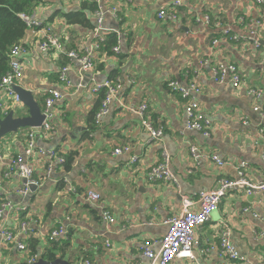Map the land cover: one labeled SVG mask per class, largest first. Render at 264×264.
I'll use <instances>...</instances> for the list:
<instances>
[{
	"label": "crops",
	"instance_id": "crops-1",
	"mask_svg": "<svg viewBox=\"0 0 264 264\" xmlns=\"http://www.w3.org/2000/svg\"><path fill=\"white\" fill-rule=\"evenodd\" d=\"M173 1L100 0L96 4L94 0H44L35 9L32 16L41 26L34 33L27 28L22 39L28 52L17 85L31 91L41 111L48 91H57L61 100L52 109L54 132L45 137L41 131L35 137L36 147L27 161L39 185L25 197L19 194L25 181L3 174L14 157L23 155L29 129L0 140V203L9 202L13 207L0 219L1 264H28L33 256H37L36 263L40 257L50 260L40 256L44 250L54 251V259L61 258L65 264L85 260L91 264H151L142 257L143 243L162 238L165 220L182 212L184 197L194 202L192 211H197V194L216 189L222 179L241 178L253 186L264 182V119L253 111L254 106L264 109V3L180 0L175 19L159 18L158 12ZM98 8L105 12L100 35L105 39L115 35L119 54L95 52L93 73L80 71L79 64L70 62L64 53L38 51L47 33L59 36L65 51L91 47ZM72 13H83L92 28L67 24L65 17ZM205 18L209 19L206 24ZM220 63L237 66L242 76L238 88L212 80V68ZM66 64L70 87L58 81ZM115 75L121 76L123 86L107 115L98 125L91 123V114L100 102L99 94H91L89 88ZM128 79L131 83L127 84ZM169 81L183 87L196 82L199 93L194 98L211 120L210 136L186 129L184 102L166 88ZM250 90L259 96L251 95ZM140 104L148 106L153 125L163 128L160 140L151 141L141 126L133 111ZM12 107L11 111L27 113L22 103ZM190 146L199 158L191 157ZM122 147H129V152L114 154ZM39 150L75 156L68 170L54 161L55 168L47 178L45 168L50 161ZM163 152L169 156L176 184L146 179L147 170L162 160ZM203 155H216L225 164L220 168ZM132 156L138 161L131 166ZM246 188L226 194L210 221L196 230L200 245L193 249L194 259H176L172 264H221L220 222L231 229L232 243L241 256L252 264H264V189L248 195ZM88 191L100 195L98 204L85 202ZM102 210L110 213L114 223L103 222ZM25 220L30 222L26 235L18 231ZM59 226L67 235L54 246L47 236ZM2 231L11 232L24 245L36 241L37 255L7 243ZM210 247L213 249L203 253Z\"/></svg>",
	"mask_w": 264,
	"mask_h": 264
},
{
	"label": "built area",
	"instance_id": "built-area-1",
	"mask_svg": "<svg viewBox=\"0 0 264 264\" xmlns=\"http://www.w3.org/2000/svg\"><path fill=\"white\" fill-rule=\"evenodd\" d=\"M96 4H99L100 0H94ZM257 4L264 3V0H254ZM181 6L180 0H174L170 3L169 7L162 9L158 12L159 18L166 16L171 19H175L177 9ZM105 12L100 8L95 13L96 27L93 30V37L95 38L94 44L91 47L85 48L80 51L70 50L65 51L64 44L61 38L55 34L47 33L42 42L37 46V49L41 53H48L50 51H57L64 53L68 60L74 61L79 64L80 71L82 72H94V54L99 50V45L105 41L100 35L101 25ZM21 19L25 22L28 30L34 33L40 26L39 22L32 15H21ZM205 24L209 22L208 18L204 19ZM236 40V37H233ZM255 36L252 37V41L257 45L258 41ZM215 43V42H214ZM28 52L23 40L20 43L15 44L9 52V71L2 77L0 82V117L4 118L14 107L13 105L21 104L19 96L14 91V86H18L17 82L23 78L25 71V56ZM112 52L118 53L119 47L112 48ZM69 65L63 66L58 73V81L70 87L71 84L67 78V72ZM212 80L217 84H224L229 82L233 88H238L242 81V76L237 66L233 64L220 63L212 68ZM128 83L131 81L128 79ZM123 80L121 76H117L115 79L105 81L99 84H95L89 88L91 94H99L104 91V98L101 100L100 107L94 116V122L98 125L101 119L107 115L108 109L118 92L123 86ZM167 88L170 92L178 94L184 102L185 113V127L188 130H195L200 132L204 137H208L211 134V120L208 116L204 115L200 109L199 103L195 100L194 95L199 93V87L196 82L192 81L188 87H183L178 84L177 81H169ZM249 93L256 97L259 93L250 90ZM61 100V95L54 90L48 91L47 97L44 99V105L42 113L44 115V121L41 127L30 128L25 134V149L23 155L14 157L11 162L10 169L3 174V177H9L11 174L16 175L19 179L24 180L23 187L19 190V194L27 196L32 188H36L39 185V181L34 178V171L27 159L35 149V137L44 132L45 137H49L53 132L52 126V109L55 103ZM135 114L140 118L141 126L147 131L151 141H158L163 137L164 130L162 127H155L153 121L148 112V106L146 104H140L133 109ZM254 112H258L264 119V109L254 106ZM264 131V130H263ZM1 146V141H0ZM129 147L117 148L114 150V154H122L129 152ZM39 153L44 158H47L50 162L46 165L45 174L49 178L51 172L55 168L54 161L57 166H60L63 162V156L58 154L54 150H39ZM189 153L192 158L197 159L200 156L197 154L196 149L193 146L189 147ZM203 158L210 159L218 167H223L225 162L216 155L206 156ZM136 156H132L129 161V165H134L138 160ZM262 160L264 161V153L262 154ZM169 156L163 152L162 160L157 164L149 167L146 174V179L149 182H168L176 184V178L169 168ZM241 175V173H239ZM246 193L250 195L254 189H264V182L259 186H253L248 184L244 179H238L236 181L222 179L219 181L218 187L214 190H203L197 194L196 203L198 204V210L192 211L194 202L184 197L182 199V212L177 216H172L165 220L164 224L167 227L166 233L159 241L146 240L143 243L142 257L149 260L151 264H172L176 259H188L193 260V249L199 248L200 242L196 235V230L210 221V217L215 212L221 203L222 199L230 191H238L246 187ZM86 203L98 204L101 197L98 193L88 191L84 195ZM264 201V199H263ZM13 207L9 202L0 203V219L3 217L6 210H11ZM247 209V208H246ZM248 212V210H245ZM254 217H258L255 215ZM101 218L106 224L114 223V219L110 213L106 210H102ZM29 221L25 220L19 224L18 231L26 232L29 227ZM26 232L24 235H26ZM2 237L4 240L14 245L18 250H26V245L16 240V237L9 231H2ZM67 231L63 226H59L51 230L47 236V241L56 242L62 238H65ZM219 254L223 261L221 264H227L228 262H236L239 264H252L251 260L244 258L240 255L238 250L231 240V229L224 222L219 223ZM106 246H109L108 242H105ZM158 245L156 250L155 246ZM213 247L203 251L209 252ZM37 256H33L29 259L28 264H35ZM1 264V259H0ZM80 264H91L89 260H85ZM134 264H141L136 262Z\"/></svg>",
	"mask_w": 264,
	"mask_h": 264
},
{
	"label": "trees",
	"instance_id": "trees-1",
	"mask_svg": "<svg viewBox=\"0 0 264 264\" xmlns=\"http://www.w3.org/2000/svg\"><path fill=\"white\" fill-rule=\"evenodd\" d=\"M44 0H0V82L2 77L9 71V52L11 48L21 42L27 26L25 22L21 19V15H32L35 9L43 3ZM94 8H89V11H93ZM66 21L69 25H83L87 28H92L89 25L87 19L83 13L77 14H67ZM230 35L229 33L226 36ZM118 45V40L115 35L107 36L105 41L99 45V50L107 52L108 54H119L112 52V48ZM97 51V52H98ZM118 74V73H117ZM116 74V75H117ZM115 75V76H116ZM114 76V77H115ZM119 76V75H118ZM113 77V79H115ZM112 79V80H113ZM167 88V86H166ZM104 98V91L99 93V102ZM100 107V105H99ZM99 107L92 112L90 117V122L93 123L94 116L98 111ZM64 162L60 165L65 170H68L73 163L75 154L69 153L62 155ZM49 242V241H48ZM50 244L56 246L55 242H50ZM38 244L36 241L29 240L26 244V251L30 256L37 255ZM51 250V249H50ZM44 250L40 256H47L48 259L53 260L55 255L54 251L45 252ZM45 252V253H44Z\"/></svg>",
	"mask_w": 264,
	"mask_h": 264
},
{
	"label": "water",
	"instance_id": "water-1",
	"mask_svg": "<svg viewBox=\"0 0 264 264\" xmlns=\"http://www.w3.org/2000/svg\"><path fill=\"white\" fill-rule=\"evenodd\" d=\"M15 93L19 96L21 103L26 107L27 113L20 114L10 111L4 118L0 117V140L5 136L17 133L21 129L41 127L44 121L40 105L34 100L31 91L19 86H14ZM36 264H65L61 258L54 260H43L39 258Z\"/></svg>",
	"mask_w": 264,
	"mask_h": 264
}]
</instances>
